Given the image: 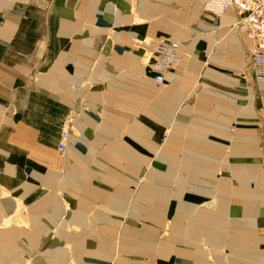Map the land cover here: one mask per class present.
Wrapping results in <instances>:
<instances>
[{"label": "crops", "instance_id": "obj_1", "mask_svg": "<svg viewBox=\"0 0 264 264\" xmlns=\"http://www.w3.org/2000/svg\"><path fill=\"white\" fill-rule=\"evenodd\" d=\"M133 1L0 0V221L12 215L16 202H26L36 230L29 235L19 229V236L15 229L14 238L42 240L55 233L47 250L52 264H117L120 255L135 264H194L200 249L188 248L182 238L171 240V248L156 246L167 217L157 222L141 217L138 209L159 202L168 209L170 224H184L186 217L170 215L173 208L198 207L205 199L216 203L219 183L202 179L227 174L232 175V208L245 212L229 213L232 228L248 233V223L260 225L258 234L237 241L232 229V248L246 252L231 250L242 257L231 262L264 264V198L260 194L255 200L252 191L264 188V87L257 90V110L248 99L252 88L244 87L247 94H240L248 98L241 99L236 81L217 72L230 59L231 73L236 71L242 64L237 41H250L224 30L213 34L203 21L196 25L199 36L190 37L185 25L189 37L185 45L178 40V62L163 74L165 84L157 83L140 62V44L132 43L140 28L133 20L138 10L169 9L172 0H163L162 7L141 0L155 5L145 9L140 3L133 9ZM232 16L230 9L219 15L223 23ZM170 22L150 31L170 34ZM61 129L68 138L58 154ZM236 175L254 178L253 185L241 187L245 197L252 192L244 206L234 197L244 181L237 185ZM137 176L148 178L132 198L135 210L127 203ZM157 177L170 179L164 189L156 190ZM47 198L51 201L29 216ZM215 203L212 212L219 214ZM124 205L131 208L127 219L110 214ZM142 222L151 224L147 233L139 230ZM123 224L135 228L125 232ZM123 239L136 247L119 249ZM140 240H147V250L138 248ZM36 252V264H43L39 248ZM212 256H219L217 250ZM202 264L213 263L203 259Z\"/></svg>", "mask_w": 264, "mask_h": 264}, {"label": "rangeland", "instance_id": "obj_2", "mask_svg": "<svg viewBox=\"0 0 264 264\" xmlns=\"http://www.w3.org/2000/svg\"><path fill=\"white\" fill-rule=\"evenodd\" d=\"M151 2H155V3H160L159 5H163L164 2L163 0H148ZM204 0H197L194 2V0H172L169 1L168 7L166 9H168L167 13H164V10H154L153 13H143L141 12L142 10H138L139 13V17L137 18L136 16H134V22L140 24V28L139 31L137 32V38L136 36H134L135 38H132V43L134 45H139V53L140 54V62L142 64L145 63L146 65V61H147V57L149 54V51L151 50L150 47L151 45H154V43L160 41V40H164V39H171V40H176L178 42V40L182 39V44L185 45V43H183V41L185 40L186 37H189V33H185L184 29H186V26H188L189 28V32H190V37H194V36H199V32L200 29L199 27H197V23H203L204 25H208V27L210 28V31L215 34L216 32H220L222 30H224L223 32L229 36H243L245 39L248 40V38L246 37V35L242 32L241 29L239 28H235V29H231L227 26V23H223L220 20L219 15L218 16H212L210 14V11H206L205 10V6H204ZM140 3V4H139ZM112 2H108L107 3V7L108 10L112 11L111 7H114L112 5ZM144 8V7H151L154 4H143V2L141 0H134L133 1V9L135 8V6L137 5ZM111 6V7H110ZM155 7V5H154ZM162 7V6H161ZM133 9L131 11H133ZM145 9V8H144ZM158 9V8H157ZM137 14V13H136ZM234 20H232L231 22H234L236 19L238 20V15L233 13ZM236 17V19H235ZM167 21H171V29L172 32H170V34L166 33V34H160L157 33V31H150V26L156 24L158 25L159 22H167ZM203 21V22H202ZM216 21H219L216 23ZM155 25V26H156ZM231 25V24H230ZM125 27V26H124ZM192 27V28H191ZM197 27V28H196ZM146 28V32L149 34H145L143 33V30ZM202 30V29H201ZM226 36V37H227ZM188 39V38H186ZM223 41V40H222ZM249 41V40H248ZM185 42V41H184ZM220 45L222 43H219ZM250 43L247 44H243L240 45V43L237 41V45L239 47V58L242 59V64H237V70L234 71L233 73H231V59L229 61H225L223 64L224 67L229 68L226 69L223 66L221 68H219L217 70V72H219L222 75H225L228 78H232L236 81V91L238 92V96H240V98L242 99V97H245L246 95H241L242 93H245L246 90H244V87H250L253 89V94L248 98L250 100V104L253 105V107H255V109L258 110V106H259V96L257 93V90L260 88L262 89L263 87L259 84H257L254 79L252 78V76L250 75V73L247 71V67H248V61H247V48L249 46ZM143 46V47H142ZM150 49V50H149ZM220 49L225 50V48L220 47ZM184 52V51H183ZM153 79V76H152ZM161 84H165V82H161ZM242 88V89H240ZM241 93V94H240ZM247 94V93H245ZM239 99V101L241 100ZM239 104V103H238ZM239 109H241V107L239 106ZM251 163H256L259 164L260 161H254L252 160ZM264 163V161H263ZM149 166V165H148ZM264 167V164H263ZM239 169H235L233 171H237L238 172ZM259 176V175H258ZM264 176V175H263ZM148 177L147 176H137L134 178L133 184H132V189L130 190V194L128 197V205L131 206V208L134 209L133 204H132V198H134V195L137 193L139 188L143 187V184L145 183L146 179ZM168 178V177H167ZM166 177H163V183L161 181V186L156 187V190H161L162 188L164 189V186L170 181L167 180ZM187 179H189V182L191 180V178L193 177H185ZM196 178V177H194ZM219 178V179H218ZM236 179V184L238 185V181H243L245 179V176H241V175H236L234 177ZM157 181L159 182V177H157ZM251 179L254 180V178H247L246 180L243 181L244 185L246 183V185H248V183H250V181H252ZM211 180L216 181L217 183H219V198L216 201V203H218V208H219V214L213 213L212 209L215 207L213 203L214 200H203V203H200L199 205H197L198 207L193 206V207H187V206H177L173 208V212L171 211L170 215H172L174 217V219L179 220L180 217H183V219L186 217V223L181 224L178 222H173L172 224L169 223V221L167 219H170V217H168V209L166 208L165 214L162 213V217H158L154 220H156L157 222L161 221V219L165 217H167V219H165L164 224L160 225L161 229H159V234H157V239L155 240L156 246H158L161 242L162 244L164 243H168V245H170V247H173L171 245V240L173 239H178V238H182L187 242V247L189 248H197L200 249V255L198 258L196 257L195 259V263L194 264H202V260L204 259V262H208L210 263L212 261L213 264H232L231 262V258H235V259H239L241 260L242 257L240 256H236V255H231V250H241L242 253L244 254V252H246V250H244L243 248H238V247H233L232 248V229L234 231V233L236 232V230H238L240 228V230H244L241 226H234L232 228V218L231 215L232 214V210L233 212H238V216L243 215L244 211H242V214H240V210H234L232 208V175H227V174H216L214 176L212 175H204V178L202 179V181L205 184L208 183H212ZM168 181V182H167ZM219 181V182H218ZM183 183V182H181ZM240 183V182H239ZM253 183V181H252ZM165 184V185H164ZM180 185V183H179ZM249 185H253V184H249ZM206 187V185H205ZM252 187V186H251ZM237 189V188H236ZM240 190L241 192V196L238 194V191L236 190L235 192V200H237L240 204H242L244 206L243 202L244 200L249 199V197L252 195V192H249L251 195L249 197H245V195L243 194L244 191ZM254 196L256 197L255 200H258L260 197V194L262 195V197L264 198V188L263 190H254L252 189ZM259 192V193H256ZM254 200V199H252ZM254 200V201H255ZM51 200H49V198L47 199H43L40 201L39 203V207L38 206H34L29 210V216L34 217V215H36V212L38 210H40V206L46 205V203L50 202ZM249 201V200H248ZM17 207L15 209H13V213L12 215H10L6 220L5 219H1L0 221V264H36V259H37V252L36 249L39 248L40 253H41V257H39L40 259L43 260V264H52L51 262V257L49 255L50 252H48L47 250L50 248H52L53 245V240L55 238V233L52 237H45L42 240H37V239H23V238H14V233H15V229L18 230L19 236H20V231L21 230H25L28 231L29 235H32V233L36 230L35 229V225L33 227H31L32 225L29 223L28 221V205H26V202H16ZM215 203V204H216ZM254 203V202H253ZM261 203V202H260ZM158 204H160L158 202ZM249 206V204L247 205ZM131 208L126 205H124V207L122 209H119L118 211H114L111 209L110 214H116L119 217H123L124 219H127L128 213L131 210ZM237 209H242L241 207H236ZM244 209V208H243ZM0 217L2 215V210H4L3 207H0ZM139 214L141 215V217H145L146 215L148 216V212H154L155 210L152 208H142L140 207L139 209ZM116 212V213H115ZM156 213V211H155ZM159 213V212H158ZM38 216V215H37ZM197 216H201V218L205 217L207 218V222L208 225H217L218 226V231L217 234L218 236L216 237V241H209L210 237L207 235L206 230L204 229H196L193 233H187L188 228L190 227V225H193L195 222V219L197 218ZM178 223V224H177ZM175 224L179 225L182 229L181 234H177L175 233V230L173 229L174 232H170L171 234H168L170 227H174ZM40 228L42 229V231H44V225L40 224L39 225ZM131 226H135V224H123V226L121 225L120 228L123 229V231L125 232H129L131 231V229L135 228V227H131ZM138 226L140 227L139 230L140 231H149V226H151V224L149 225L148 223H140L138 224ZM260 225L256 224L255 222H252L251 224L248 223L246 226V230L250 231L248 232V234L251 235V232H253L254 234H258L259 233V227ZM16 227V228H15ZM262 228H264V226H262ZM51 231H53L52 227H49L48 230V234L51 233ZM55 231V230H54ZM264 231V230H262ZM233 233V235H234ZM264 234V232L262 233ZM50 235V234H49ZM181 236V237H180ZM252 236V235H251ZM168 237V240H167ZM261 241H264V239H262ZM98 241H96L95 243H97ZM119 249L126 248V247H136L135 243L132 244L131 240H127V239H123L121 243H119ZM100 244L97 245L98 248H100ZM118 247V244H117ZM176 247V246H174ZM104 248V247H103ZM138 248H143L144 250L148 249V243L143 242L140 240V243L138 244ZM147 248V249H146ZM236 248V249H235ZM215 250H217L219 256L213 257L212 256V252ZM229 249V250H228ZM9 250V252H8ZM42 250H44V254L42 253ZM213 250V251H212ZM117 251V249H116ZM22 252V253H21ZM8 253H11L8 254ZM124 258L128 261H131V258L127 259L125 258L126 256L124 255H120L117 258ZM133 262V261H131ZM252 264H257L255 260L252 259ZM117 264H119V261H117ZM144 264H148L146 261Z\"/></svg>", "mask_w": 264, "mask_h": 264}, {"label": "built area", "instance_id": "obj_3", "mask_svg": "<svg viewBox=\"0 0 264 264\" xmlns=\"http://www.w3.org/2000/svg\"><path fill=\"white\" fill-rule=\"evenodd\" d=\"M206 11L212 16L231 10L238 15V20L229 22L231 29L239 28L246 35L250 44L247 48V71L254 81L264 87V0H204ZM231 24V25H229ZM178 42L176 40H160L149 51L146 66L153 73V80L163 81V74L178 62ZM68 138V131L61 129L56 143L58 154H62Z\"/></svg>", "mask_w": 264, "mask_h": 264}, {"label": "bare ground", "instance_id": "obj_4", "mask_svg": "<svg viewBox=\"0 0 264 264\" xmlns=\"http://www.w3.org/2000/svg\"><path fill=\"white\" fill-rule=\"evenodd\" d=\"M236 19V18H235ZM234 20V19H233ZM230 25V24H229ZM108 125V124H107ZM112 127V126H111ZM109 129V128H108ZM143 129V128H142ZM112 130V129H111ZM143 131V130H142ZM99 180V179H98ZM163 177H159V182L161 183V181H162V183H163ZM102 181V180H101ZM238 187H240V188H237L236 190L238 191V194L241 196V192H240V190H242L241 189V187H244V183H243V185H240V186H238ZM243 192V191H242ZM251 194L250 193H248L247 194V197H249ZM158 204V203H157ZM156 204V207H147V206H144V207H142V208H152V209H154L155 211H156V213H155V211L154 212H151V213H149L148 212V216H153V218L152 219H156L157 218V216L160 218V217H162V213H164L165 214V211H166V207H165V205L164 206H158ZM133 207H134V209L136 210V207L133 205ZM159 212V213H158ZM173 212V211H172ZM247 212V211H246ZM243 215H245V212L243 213ZM147 215L145 216V218H147L148 217ZM174 228V230H175V233H177V234H181V231H182V229H181V227L179 226V225H177V224H175V226L173 227ZM196 229H204V230H206V232H207V235L210 237V239H209V241H216L217 239H216V237L218 236V234H217V231H218V226L215 224V225H208V222H207V218H205V217H203V218H201V216H197V218L195 219V222H194V224L193 225H190V227L188 228V230H187V233H193ZM237 232H235L234 233V235H233V237H234V239H236V241L238 240V238L239 239H244L245 237H247V236H249L250 237V234H248V233H243V231L244 230H236ZM141 232H144V233H147V231L146 230H142ZM151 233V232H150ZM244 237V238H241V237ZM144 238H145V236H144ZM143 238V239H144ZM150 238V237H149ZM146 239V238H145ZM141 241H143V242H147V240H141ZM178 242V241H177ZM160 245V244H159ZM158 245V246H159ZM182 245V244H181ZM161 246H163L164 248L165 247H168V248H171L170 247V245H168V243H166V244H163V245H161ZM261 246H263L264 247V242L262 243V245ZM176 247H180V246H176ZM189 248V247H188ZM106 249V248H105ZM147 249V248H146ZM85 254H86V252H85ZM89 254H90V252H89ZM119 264H135V261H133V262H131V261H128V260H126V259H124V258H122V257H120L119 258ZM136 264H138V262H136Z\"/></svg>", "mask_w": 264, "mask_h": 264}]
</instances>
